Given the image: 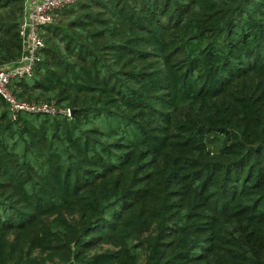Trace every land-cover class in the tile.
<instances>
[{
  "label": "trees",
  "instance_id": "obj_1",
  "mask_svg": "<svg viewBox=\"0 0 264 264\" xmlns=\"http://www.w3.org/2000/svg\"><path fill=\"white\" fill-rule=\"evenodd\" d=\"M41 36L9 88L56 113L0 97V264H264V0H78Z\"/></svg>",
  "mask_w": 264,
  "mask_h": 264
},
{
  "label": "built area",
  "instance_id": "obj_2",
  "mask_svg": "<svg viewBox=\"0 0 264 264\" xmlns=\"http://www.w3.org/2000/svg\"><path fill=\"white\" fill-rule=\"evenodd\" d=\"M78 0H27L21 30L24 38L25 52L14 65L0 67V97L10 106L13 113L32 112L54 114L56 109L48 104H30L19 101L9 88L13 78L31 75L36 62L40 59V51L45 46L41 36V28L55 21L57 12L67 8ZM67 114H70L67 111Z\"/></svg>",
  "mask_w": 264,
  "mask_h": 264
},
{
  "label": "water",
  "instance_id": "obj_3",
  "mask_svg": "<svg viewBox=\"0 0 264 264\" xmlns=\"http://www.w3.org/2000/svg\"><path fill=\"white\" fill-rule=\"evenodd\" d=\"M74 113H75V110H71V111H70V115H71V116H73Z\"/></svg>",
  "mask_w": 264,
  "mask_h": 264
}]
</instances>
